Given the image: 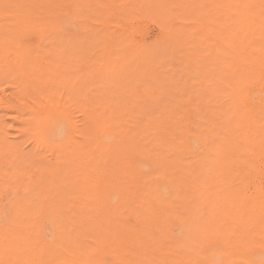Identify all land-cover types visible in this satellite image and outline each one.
<instances>
[{
	"label": "bare ground",
	"instance_id": "6f19581e",
	"mask_svg": "<svg viewBox=\"0 0 264 264\" xmlns=\"http://www.w3.org/2000/svg\"><path fill=\"white\" fill-rule=\"evenodd\" d=\"M81 1L83 4L84 0ZM117 1L119 0H113V3L116 4ZM126 1L127 7L121 2L120 4L126 9V14L131 16L137 1ZM143 1L138 0V3ZM202 1L204 0H192L194 8L190 5L192 8L186 11H192L193 14L194 9L192 19L196 21L191 23L194 25L195 22L198 28L204 29V32L201 30L203 37L201 34L197 37L196 31H193L196 35L193 40L199 38L197 44L193 42L196 51L200 47L201 52L203 49L207 51L206 47H202L205 43L212 44L205 57L199 55L200 51L197 54L191 52L195 49L192 41L191 45L184 43L186 37H189L185 36V31L183 39H180L181 36L179 38L183 44L178 38L180 43H174L176 35L173 33L174 36L167 35L175 39H171L174 41L173 45L182 46L179 47L180 53L192 46L188 48L191 50L188 53H193L195 60L200 56L208 59L206 64L204 63V67H208L206 73L203 72L204 75L199 70L204 61H199L202 65L199 69L197 66L202 73L200 78H205L204 82H201L204 84L208 81L203 87L206 86L204 96L208 97L204 99L207 98L205 100L210 108L205 111L190 106L192 101H189L193 95L191 96L188 90L186 94L189 96L184 93L187 99L184 100L182 96L183 101L178 100L180 95L177 94L175 99L173 92L170 96L168 88V97L165 96V91L164 97L161 95L163 99L161 96L159 99L150 98L148 90H154L152 83L154 84L155 80L150 81L152 88L148 89L149 86L144 85L145 93H142L143 89H139L143 84L137 88L138 81L135 83L136 89L149 95L146 101H139V96L138 99L128 100L131 94L128 96L129 93L125 90L127 100H111V91L110 100H107L104 94L102 96L105 101H102L101 96V99L97 96L94 103L91 100L94 96L89 97L93 92L92 87V92L88 93L91 90L85 87V80H89L91 76L98 78L101 63L107 66H103L101 71L108 76L109 71L115 68V62L111 61V58L104 59L102 51H105V48L102 51L98 49L97 52L103 53L100 58L103 62L97 65L99 68L96 65L92 68V65L97 63H89V59L93 58L92 55L99 58V55L93 54L96 49L91 52L90 48L94 45L89 47L92 39L89 42L85 41L87 39L73 40L70 37L75 35L74 33L69 36L70 30L62 31L64 24L60 26L62 21L58 23V20L66 17L69 5L72 8L69 10H73L72 2L68 4V0H0V264H264V0H206V5H203ZM167 2L170 3L171 0ZM181 2L183 3L182 0ZM185 2L183 4H186ZM196 3L198 4L195 5ZM98 4L97 7L104 5ZM161 4L164 5L162 2ZM105 5L107 7L109 4ZM156 5L152 4L151 8L156 9ZM87 6H84L86 10ZM93 6L96 7V4L89 6L90 9ZM160 6H157L158 12L164 8ZM150 9L148 14L152 12ZM79 10L81 11V8ZM118 10L115 11L118 13ZM172 10L170 11L174 12V9ZM111 11L115 13L114 9ZM136 11L134 16L147 12L145 10L142 13L143 9L141 12ZM96 12L98 11H94ZM178 12L175 13L176 17L182 14ZM77 13L75 18L82 21ZM88 13L93 16L91 12ZM117 13L115 16H118ZM159 13L158 16L161 17L162 14ZM164 13L166 20L174 15L169 12L170 17L167 11L168 16ZM152 14L150 13L151 16ZM105 15L108 16H105L108 21L110 15ZM82 16L86 17L84 14ZM151 16L145 14L148 19ZM88 18V23H82L85 32L89 29L86 23L89 24L91 19L93 21L95 16L94 19ZM96 18H99L98 15ZM120 18L117 22L123 19ZM179 18L182 19L181 16H178ZM100 20L99 18V25ZM124 20L125 17L122 22ZM159 20H162V17ZM122 22L120 21L121 24ZM160 23L159 27L166 25L161 27L164 32L160 36L165 37L164 29L168 28V25L171 28V24ZM126 24L131 26L128 21ZM188 27L191 26L185 28ZM176 28L178 27L173 29ZM82 33L84 36V32ZM197 33L199 34L198 31ZM98 34L101 40L100 33ZM78 35L80 39L82 35ZM103 35L105 36V33ZM123 35L125 36L124 33ZM96 36L93 35L94 38ZM104 39L106 38L104 37L103 41ZM132 40L131 37L128 40L131 45ZM96 42L98 43V38ZM152 42L153 40L149 43ZM172 44L169 46L172 47ZM207 45L209 47L210 44ZM122 46L124 48L125 44ZM133 46L135 45H132L134 49ZM95 47L99 48V45ZM179 48L173 47L174 53H178ZM107 49L106 53L112 50L108 46ZM142 49L145 50V47ZM87 52L92 58H87ZM124 52L119 53L123 56ZM143 52L146 53L142 51V54ZM203 52L200 54L203 55ZM163 53L167 54L166 51ZM186 54L182 57L189 56ZM127 55L129 54L123 58L126 59ZM133 55L137 56L136 53ZM191 55L188 58L194 59ZM85 56L87 65L90 66L86 67ZM129 57L127 59L130 61H126L131 62L133 58L131 60ZM159 57L157 55V58ZM97 58L96 61H99ZM187 59L185 61H188V66L192 68L193 60ZM121 60L119 62L123 66L119 64L120 69L124 70L125 66H130L129 63L124 65ZM154 60L156 57L149 63L150 66ZM179 60L181 61L178 57L177 61ZM186 62L181 61L179 64L184 66ZM146 63L145 65L149 66ZM155 63L162 65L164 62ZM176 63L174 62V65ZM165 66L163 64L162 68ZM173 69H169L171 74L175 72ZM147 72L143 74L147 76ZM160 72L158 71V74ZM194 72L197 74H191L192 79L200 74L198 71ZM129 74L132 73L127 75ZM156 75L157 73L153 76L156 78ZM161 76L165 77V74ZM138 78L142 83L141 78L144 76ZM169 78L171 79V76ZM186 78L192 80L188 75ZM106 80H102L103 85ZM158 80L156 81L159 82ZM90 82L87 81L89 86L95 85ZM185 84L180 85L179 82L178 85L181 87ZM120 85L121 80L118 86ZM196 85L198 87L199 84ZM95 87L96 93L98 88ZM170 87L173 90L174 87ZM192 87L190 91H194L191 90ZM187 88L189 87L185 89ZM201 88L202 86L196 92L199 93ZM164 90L165 87L159 91ZM98 91L100 92V89ZM178 91L181 94L180 89ZM151 94L153 96V93ZM201 94L200 92L199 97L203 99ZM144 96L146 95L142 98ZM73 103L78 104V111L74 109L76 106L72 107L75 105ZM184 106L187 108H183ZM7 113H13L14 120L24 125L18 133L12 130L15 124L6 120ZM79 113L82 118L78 117ZM26 142L30 147L28 151L23 148V143Z\"/></svg>",
	"mask_w": 264,
	"mask_h": 264
},
{
	"label": "rangeland",
	"instance_id": "374dc122",
	"mask_svg": "<svg viewBox=\"0 0 264 264\" xmlns=\"http://www.w3.org/2000/svg\"><path fill=\"white\" fill-rule=\"evenodd\" d=\"M68 1H69L68 4H70V3L72 2V3H71V4H72L71 6L73 7V10H74V11L71 10L72 8L69 7V6H70V5H69V6H68V12H69V13L67 12L66 17H65V16H64V17H61V18L58 20V23H59L60 21H62V22H60V26H63V24H64V26L62 27V31L66 32L67 30H68V31L70 30V31H69V32H70V33H69V36H71L72 33H74L75 35H72V36L70 37V38H72L73 40H74L75 38L78 39V40H80V41H81V40L83 41L84 39H87V40H85V41L89 42V40L92 39L90 42L93 41L94 43H93V42H92L93 44H92V43H89V44H91V45H89V47H92L93 45H94V46H95V45H97V46L99 45V48H98V47H97V48H96V47L94 48V46H93L92 48H90V49H91V52H92V51L94 52L95 49H96V51H95L96 53L94 52L93 54H96L97 56L99 55V58H97L96 56H93V55H92V57L95 58V60H94L92 57H89L88 55H89V53H91L90 50H89V53H88V52L86 53V54H87L86 56H88V57H87L88 59H89V58H92V59L94 60V61H92V59H89V63H91V62H96V63H97V64L92 65V66H94V67L91 66L92 68H95V65H96V66H97V65L99 66V64H100L101 62H103V61L100 59V58L102 57L101 54H103V53H104V54H103V55H104V59L110 60V58H111V61L115 62V63H114V64H115V68L112 69L111 71H109L108 76H107V73H105V74H106V75H105L104 72L101 71V69H102L103 66L105 65V64L103 65V63H101L100 66H99V67H102V68L98 69L99 67L97 66V67H98L97 69L100 70V74L97 76L98 78L96 77L97 79H94V76H91V78H89V80H88L87 78L90 77V75L87 74L85 71H82L83 73L85 72L87 76L89 75V76L86 78L88 82H90V80H92L90 83H95V85L91 84V85H93L94 87H93V86H89L90 84L87 83V81L85 80V83H84V85L86 84L85 87H86V88H90V90H91V87H92V90H93V92H92V90H91V91H88V93H91V92H92V93L90 94L91 96H89V97H93V96H94L93 98H95V97L99 96V97H97V98H100V99H101V97H102V101H105L106 99H107V100H110L109 97L111 96V91H112V96H113V97H110V98H111V100H114L115 102H117V101H119V100L121 101V99L127 100V97L130 96V94H131V97H128V98H129L128 100H131V99H132V100H133V99H138V98L140 97L141 100H139V101H142V99H143V100L145 99V101H146L147 98H149V95H148V94H142V93H145L144 85H146L147 87L149 86L148 89H149V88H152V87L154 86V90H153V88L150 89V91L147 89V90H148V93L150 92V93H149V94H150V98H153V99H159V98H160L159 96H161V95L163 96V95H165V94H166L165 96H167V93H168L169 91H166V90H167V88H168V90H170V92H169V95H170V96H172V93H171V92H173L174 97L176 96L175 94H177V96L180 95V96L178 97V100L180 99V101H181V99H182V96H183V99H184V100L187 99V97L184 96V93H185V95H187V96H189V94H190L191 96L193 95L192 98H191V100L189 101V103L192 101V102L190 103V104H192V105H190V106H191L193 109L197 108V109L200 111V108H201V111H203V110L205 111L206 109L208 110V109L210 108V107H208V101H207V103H206V100H205V99H207V98L204 99V97H208V96H204V94L206 93V92H204V89H205L204 87H206V86L203 87V85H206V82H208V81H206V82L203 84L202 82H204L203 80H204L205 78L201 79V78H202V76H201L202 73L206 71V68H208L207 66H206V68L204 67V66H205L204 63L206 64L205 61H207L208 59L204 58V59H205V60H204L201 56L205 57V56H206L205 54H208V52H209V48L211 47L212 44H211L210 42H209V43H205V46L202 47V48H205V47H206V48L208 49V50L206 49L208 52L205 51V50L203 49V51H204V52L202 51V52L204 53L203 55L200 54V53H202V52L200 51L201 47H200L199 50L197 49L198 51H200V53H199L198 51H196V48H195L196 45H195L193 42H194V41H195V42L198 41L199 38H198L197 40H195L196 38H194V40H193V36L196 37V35H197V37H199V35L201 34V37H203L202 34H203V32H204V29H203V28H198V27L196 26L195 22H194V25H192L193 23H191V22H193V20L196 21V19H192V18H193V14H194V9H193V14L191 13L192 11H191V12L189 11V10L194 6V3H193L194 0H193V2H192V0H191V2H189L190 0H186V2H185L184 0H182L183 3L185 2L187 5H186V4H183V3L181 2V0H179L180 4H179V2H177L178 0H175V1L171 0L170 3L167 2V1H169V0H165L166 2H163L162 0H160L164 5H162L161 2L159 3V0H158V2H156V0H155V1L152 0L153 3H152L150 0H146V1H143V0H142V1H143V3L141 2L142 4H141V3L139 4V3H138V0H136L137 2H136V1H135V2H136L137 4L134 3V4H135V5H134V6H135L134 10H135V11L137 10L138 12H139V11L141 12L142 9H143L142 13L146 10L147 12H144V13L146 14V16H147V15H148V16H151L150 13L152 14V12H153V14H152V16H151V18H150L151 20L148 19V17H145V14L142 15L141 13H137V11H136V13L139 14L138 16L141 15L143 20L140 19L141 16H140V17H138V16H134V15H135V11H134L133 13L130 14L131 16L127 15V14H126L127 12L125 11L126 9L123 8V5H124L125 3L127 4V1H126V0H125V2H124L123 0H121V1L119 0L123 5H121L119 1H117L116 4H115V3H113V0L111 1V3H110V0H108L109 2H108L107 0H106L107 2L104 1V0L101 2V0H99L101 3L98 2V0H95V1L93 0L94 3H93L92 0H89V1L84 0V2L87 1L85 4H84V2H83L84 5L81 4V2H82L81 0H73L75 3H74L72 0H71V1L68 0ZM76 1H78V2H76ZM79 1H80V2H79ZM90 1H91L93 4H91ZM139 1H140V0H139ZM205 1H206V0L202 1L201 3H202L203 5H206L205 3H207V1H206V2H205ZM88 2H90V3H88ZM123 2H124V3H123ZM147 2H148V3H147ZM150 2H151V3H150ZM154 2H156L158 5H156V3H154ZM176 2H177V4H174V5H176V6H174L173 3H176ZM79 3H80V4H79ZM87 3L89 4L90 7H92V5H95V4H96V7L93 6V8L90 9V7L87 6V5H88ZM98 3H99V4H98ZM102 3H104L103 6H105V7H106L105 4L108 3L109 5H107L106 8L103 7V6H98V7H97V4H98V5H100V4L102 5ZM146 3H147V5H146ZM171 3H172V6H171ZM192 3H193V4H192ZM90 4H91V5H90ZM113 4H115V5H113ZM119 4H120V5H119ZM126 4H125L124 7H127ZM144 4H145L146 7H144ZM152 4H154V6L156 5V9H155V7L153 6L154 9H155V11L157 10L156 12L154 11L153 8H151V7H152ZM160 4H161V6H160ZM165 4H166L167 9L164 10V8H165ZM168 4H169V5H168ZM178 4H179V5H178ZM181 4H182V6H180ZM197 4H198V3H196L195 5H197ZM78 5H80L81 7L78 6ZM82 5H83V6H82ZM85 5L89 8V10H88L87 7H86L87 10L85 9V7H84ZM116 5H119V6H116ZM137 5H139V6H137ZM142 5H143L144 8L142 7ZM148 5H149V7H148ZM167 5H168V6H167ZM184 5L187 7L186 9H185V6H184ZM190 5H191V6L193 5V6L191 7ZM74 6H75V7H74ZM76 6H77V8H76ZM110 6H111V7H115V6H116V8H108V7H110ZM157 6H160V8L163 6L164 8L162 7L163 9H160L159 12H160L161 10H163L165 13H164L163 11H161V12H160V13L162 14V15H161V14L158 12L159 7H158V9H157ZM169 6H170L171 8L173 7L172 9H174V12H171V11H170V10H172V9H170ZM78 7H79V8H78ZM83 7H84V8H83ZM99 7H100V9H99ZM101 7H103V9H102L103 12L100 11V10H101ZM137 7H138V8H137ZM141 7H142V9H141ZM147 7H148V9H147ZM175 7H178V8H180V9H177V8H175ZM188 7H190V8H188ZM69 8H71L70 10H71L72 12H74V13L70 12ZM80 8H81V11L79 10ZM82 8H83V11H82ZM120 8L122 9V11H120ZM136 8H137V9H136ZM139 8H140L141 10H139ZM150 8H151V9H150ZM168 8H169V9H168ZM193 8H194V7H193ZM93 9H95V10H93ZM105 9H106L107 11H106ZM110 9H111V10L114 9V11L119 9V10H118V13H117V11H115V13H117L118 16L121 17V18H123V19H124V17H125V19H126V20H124L125 23L122 22L123 19H121V18H120L121 20H119V22H117L118 19H119V17L116 15V16L118 17V18H117V17L115 16V13L112 12ZM149 9H150V11H152V12H150V13L148 14ZM152 9H153V10H152ZM187 9H189V10L186 11ZM75 10H77V11H75ZM78 10H79V11H78ZM90 10H91V11H90ZM96 10H97L98 12L94 13V11H96ZM168 10H169V11H168ZM175 10H177L176 12L179 11L180 13H182V14H178V16H181L182 19H181V18L178 19V16H177V17L175 16V15L177 14V13L175 12ZM85 11H86V12H85ZM87 11H88V12H91V15L93 14V16H89L90 13H88ZM92 11H93V12H92ZM105 11H106V12H105ZM166 11H167V13H168V15H169L170 17H171V14H170V13H174V15H172L171 18L169 17L170 19H173V18H175V17H176L177 19L175 18V20H173V21L170 20V19H167V20H166L167 17H166V18L163 17V16H164L163 13L167 15ZM172 11H173V10H172ZM181 11H182V12H181ZM77 12H78V13H77ZM82 12H83V13H82ZM111 12H112L113 14H112ZM119 12H120V13H119ZM121 12H122L123 14H122ZM154 12H155V13H154ZM162 12H163V13H162ZM169 12H170V13H169ZM179 12H178V13H179ZM184 12H185V13H184ZM75 13H77V15L79 14V15H78V18H79V19H82V21H81V20H78V21H77V19L75 18V17H76V14H75ZM80 13H82V14H80ZM85 13H87L88 15L85 14ZM100 13H101V15H100ZM102 13H104V14H103L104 16L102 15ZM106 13L109 14V15L112 14V16H111V15L109 16L108 21H107V17H108V16L105 15ZM158 13H159V15H161L162 20H159V19H161V17L158 16ZM175 13H176V14H175ZM186 13H187V14H186ZM189 13H191L190 16L188 15ZM83 14H84L86 17L82 16ZM121 14H122V15H121ZM132 14H133V18H132ZM154 14H155V15H154ZM156 14H157V16H156ZM184 14H185V15H184ZM68 15H69L70 17H69ZM97 15H98V17L101 19V20H100V24H101L102 26L104 25L103 27H102L101 25H99V18H96ZM124 15H126V16H124ZM168 15H167V16H168ZM182 15H183V16H182ZM81 16H82V18H81ZM94 16H95V19H96V20L94 19ZM105 16H107V17H105ZM155 16H156V18H154ZM173 16H174V17H173ZM185 16H186V18L184 19L183 17H185ZM188 16H189L190 18H189ZM83 17H84L85 20L83 19ZM88 17H89V18H88ZM91 17H93L94 20H93V21H92V19L89 20V24H87V23H88L87 18L90 19ZM114 17H115L116 19H115ZM126 17H127V18H126ZM152 17H153L154 19H157V20L152 19ZM158 17H159V18H158ZM203 17L206 18L207 16H203ZM203 17H202V18H203ZM74 18H75L76 20H75ZM102 18H103V19H102ZM128 18H129V20H128ZM130 18H132V19H130ZM136 18H137V19H136ZM72 19H73V20H72ZM97 19H98V20H97ZM109 19H110V20H109ZM187 19H189V20H187ZM70 20H71V21H70ZM74 20L77 21V23L80 22L81 24H80V23H78V24L75 23ZM103 20H104L105 22H104ZM130 20L132 21V23H131ZM178 20L181 21V22H180L181 24L178 22ZM183 20H184V22H182ZM185 20H186V21H185ZM63 21H64V22H63ZM83 21H84V23L87 22L86 25L89 27V29H88V27L85 26V27L88 29L87 32H85V30H84L85 28H84V26L82 25ZM95 21H97V22H95ZM106 21H107L108 23H107ZM109 21H110V22H109ZM113 21H115V22H113ZM120 21L122 22V24L120 23ZM127 21H128V23L131 24V26H130L129 24H128L129 26H127V24H126ZM155 21H157V22H158V21H161V23L158 22V24L160 23V25H162L163 23L167 24L169 21H172V22H173V23H172V22H171V23H168V24H171V28H170V26L167 24V25H168L167 27H168L169 29L166 28V29H168L167 31H166V29H164V30H165V33H166V34L164 33L165 37H164V36L160 37L161 34L163 35L162 32H164V31L161 29V27L163 28L164 25H162L161 27H159V25H158L157 22H155ZM165 21H166V22H165ZM205 21H206V20H205ZM93 22H94V23H93ZM112 22H113V23H112ZM162 22H163V23H162ZM185 22H188V23L186 24ZM90 23H91V25H90ZM96 23H97V24H96ZM103 23H104V24H103ZM105 23H106V24H105ZM119 23H120V24H119ZM176 23H177V24H176ZM184 23H185L186 25H185ZM189 23H190V24H189ZM93 24H94V25H93ZM111 24H112V25H111ZM117 24H118V25H117ZM66 25H67V26H66ZM79 25H80L81 27H80ZM84 25H85V24H84ZM105 25H106V26H105ZM107 25H108V26L111 25L112 27L110 26V27H108L107 29H105L104 27H107ZM113 25H114V26H113ZM115 25H117V26L119 27V29H118V27L115 26ZM175 25H176V26H175ZM182 25H183V26H182ZM184 26H185V27H187V26H191V27H188L189 29L191 28V30H188V28H185ZM194 26H195V28H194ZM69 27H70V28H69ZM90 27H91V28H90ZM97 27H98V28H97ZM101 27H102V28H101ZM116 27H117V28H116ZM130 27H131L132 29H131ZM164 27H166V25H165ZM175 27H178V28H176V30H174L173 28H175ZM192 27H193L194 30L192 29ZM196 27H197L198 29H196ZM63 28H64V29H63ZM66 28H67V29H66ZM79 28H80V29H79ZM83 28H84V29H83ZM94 28H95V29H94ZM103 28H104V29H103ZM115 28H116V31H115ZM122 28H125V30L122 29ZM128 28H129L130 30H129ZM182 28H183V29H182ZM65 29H66V30H65ZM92 29H93L94 31H93ZM98 29H99V31H98ZM111 29H112V31L109 32V30H111ZM113 29H114V31H113ZM121 29H122V30H121ZM172 29H173V30H172ZM184 29H185V30H184ZM80 30H83L82 32H84V36H85V34L87 33V34H86V37H87V38H85V37L83 36V33L80 32ZM101 30H102V31H101ZM107 30H108V31H107ZM170 30H172V32L168 33V31H170ZM201 30H202L203 32H202ZM71 31H72V32H71ZM88 31L91 32V33L89 34ZM119 31H120V32H119ZM125 31H126V32H125ZM128 31H129V32H128ZM130 31H131V32H130ZM173 31H174V32H173ZM175 31H176L177 33H175ZM183 31H185V36L188 35V36L190 37V40H189V37H188V38L186 37V40H185V39H184L185 41L183 40L184 43L186 42V45H187V44H189V43L192 41V43H193L192 46L194 45V48H195V49H192V51H191L190 49H189V50H190L191 52H193V51L196 52V53H194V54L199 53V55H201L199 59L196 57V60H195V56H194V54L191 53V54H193V55H191V54H189L190 52L188 53V51H189L188 48H189V47L192 48V46H188V48H187V46H184L185 48H187V49H186L187 51H182L184 54H182V52L180 53V50H181L180 48H182V46L180 47V46H177V45L181 42L180 39H183V38H182V37L184 36ZM187 31H188V34H186ZM193 31H196V35H195V33H194ZM197 31L199 32V34L197 33ZM200 31H201V32H200ZM79 32H80V33H79ZM97 32L100 33V36H101V38H102L101 40H99L100 37H99V34H98ZM114 32H115V33H114ZM117 32H118V34H117ZM121 32H122V33H121ZM178 32H179V34H178ZM180 32H181V33H180ZM77 33L80 34V35H82L83 38H82V36H81L82 39H81V38L79 39L80 36H79ZM103 33H105V36L103 35ZM108 33H109V34H108ZM111 33H112V34H111ZM123 33H124L125 36H126V40H125V36L123 35ZM129 33H130V34H129ZM172 33H173L174 35H176V36L178 35V36L176 37V36L172 35ZM192 33H193V34H192ZM88 34L90 35L89 37L87 36ZM97 34H98V35H97ZM114 34H115V35H114ZM121 34H122V35H121ZM128 34H129V35H128ZM167 34H170L171 36H174V38H175L176 40H175L174 38H172L170 35H169V37H168ZM182 34H183V35H182ZM190 34H191L192 37L190 36ZM93 35H94V36L97 35L96 37L98 38V43L96 42V41H97V38L95 37V38H96V39H95V38L93 37ZM106 35H107V36L109 35V36H111V37H109V36L106 37ZM118 35H119L121 38H119ZM132 35L134 36V38H132V37H133ZM74 36H77V37H74ZM180 36H181V38H180ZM104 37L106 38V39H104L105 41H103V38H104ZM122 37H123V39H122ZM128 37H129V38L131 37V40L133 39V40H132V45H135V47L133 46L134 49L132 48V45H131V43H130L131 41L128 42V40H129ZM156 37H157L158 39H157ZM32 38H33V37H32ZM35 38H36V36H35ZM108 38H109V39H108ZM111 38H112V40H110ZM113 38H114L115 40H114ZM118 38H119V39H118ZM127 38H128V39H127ZM161 38H162V39H161ZM168 38H170V39L168 40ZM177 38H178V39L180 38V39H179L180 42L177 40ZM184 38H185V37H184ZM76 39H75V40H76ZM94 39H95V41H94ZM135 39H136V40H135ZM159 39H160V40H159ZM171 39H174L175 42H174L173 40H171ZM187 39H188L189 41H187ZM191 39H192V40H191ZM152 40H153V42H152V43H149V42H151ZM154 40H155V41H154ZM167 40H168V41H167ZM170 40H171V41H170ZM85 41H84V42H85ZM106 41H107V43H106ZM111 41H112V42H111ZM116 41H118V42L116 43ZM122 41H123V42H122ZM133 41H135V42L133 43ZM177 41H178V44L176 43ZM99 42H100V43H99ZM102 42H103V43L105 42V44H103ZM126 42H127V43H130L131 46H130L129 44H127ZM136 42L138 43L139 46L137 45ZM140 42H141L142 44H141ZM154 42H155V43H154ZM166 42H168V43H166ZM169 42H170L171 44L174 42V43L177 44V45L175 46V44H174V45L172 44L173 46L170 47L171 44H170ZM187 42H188V43H187ZM95 43H97V44H95ZM113 43L115 44L114 46H113ZM120 43H121V44H120ZM139 43H140V44H139ZM143 43H144V44H143ZM146 43H147V45H146ZM159 43H161V45H160ZM181 43H182V42H181ZM109 44H112V45H109ZM124 44H125V46H124V48H123L122 45H124ZM126 44L128 45L127 48H125V47H126ZM150 44H151V45H150ZM153 44H154V45H153ZM163 44H165V46H163ZM182 44H183V43H182ZM182 44H181V45H182ZM196 44H197V42H196ZM207 44H210L209 47H208ZM101 45H102V46H101ZM117 45L121 46V47L124 49V51H125V49H126V51H129V48H130V47H131L132 49L130 48V51H129V52H126V51L124 52L122 49H119L120 47L117 46ZM136 45H137L138 47H137ZM152 45H153V47H152ZM169 45H170V46H169ZM190 45H191V43H190ZM206 45H207V46H206ZM100 46H101V47H100ZM107 46H108L110 49H112V46H113L114 49H115V48H116V49H115V50L112 49V50H110L111 52L107 51V53H106L105 51L108 50V49H107ZM129 46H130V47H129ZM141 46H142L143 48L145 47V50H143ZM147 46H148V47H147ZM154 46H155V47H154ZM156 46H158V48H157ZM160 46H161V47H160ZM162 46H163V47H162ZM166 46L169 47V48H167ZM118 47H119V48H118ZM136 47H137V52H136ZM139 47H140V50H141L140 53H139V51H140V50H139ZM159 47H160V50H159ZM173 47H175L176 49H177V47H178V48L180 47L178 53H177V52H175L176 54L174 53V49H173ZM184 47H183V49L185 50ZM103 48H105L106 50H105V51H102ZM154 48H155V49H154ZM197 48H198V47H197ZM98 49H99L100 51H102L103 53L97 52V51H99ZM118 49H119V51H118ZM153 49H154V51H152ZM168 49H169V50H168ZM176 49H175V51H177ZM183 49H182V50H183ZM121 50H122V51H121ZM156 50H158V51H156ZM113 51H115L116 53H115V52L113 53ZM142 51H146V53L150 56V58H149L148 55H146L145 52H143V54H142ZM149 51H150V52H149ZM162 51H163V52L166 51L168 55H167L166 53H163ZM168 51H169V53H170V57H169V53H168ZM119 52H122V54H123V52H124V55H123V56H125L126 54H129V55H127V56H126V59H125V57L123 58L122 54L119 53ZM132 52L136 53L137 56L140 54V55L138 56L140 59L138 60V57L136 56V57H137V58H136V57L133 55L134 53L132 54ZM185 52H186L189 56H190V55H191V56H194V57H192V58H194V59H191V57L188 58L189 56H187V54H186ZM109 53H110V54H109ZM125 53H126V54H125ZM138 53H139V54H138ZM158 53H159V54H158ZM179 53L181 54V56H180ZM107 54L110 55V56H108ZM155 54H156V55H155ZM162 54H163V55H162ZM178 54H179V56H178ZM185 54H186L187 57H182V55L185 56ZM84 55H85V54H84ZM100 55H101V56H100ZM116 55H117V56H116ZM118 55H119V56H118ZM120 55H121L122 57H121ZM131 55H133L132 58H133V60H135V61L132 60ZM151 55H152L153 57H151ZM157 55H158V57H159L160 55H162V56L159 57V58H157ZM173 55H175V56H174V57H171V56H173ZM204 55H205V56H204ZM86 56H85V60H86ZM90 56H91V54H90ZM107 56H108V57H107ZM114 56H115V57H114ZM129 56H130V57H129ZM146 56H147V57H146ZM154 56L156 57V60H157V61L154 60L153 64H154V65H155V64H158V65L153 66V64H152V65L150 66V64H151V62L153 61V59H155ZM165 56H166V57L168 56L169 58H168V57L166 58ZM116 57H117V58L120 57V58L123 59V60H121L120 58L117 59ZM128 57L131 58V60H132L133 62H132V61H131V62H128V61H130V60L127 59ZM175 57H176V59H173V58H175ZM178 57H179V59H181L182 62H186L185 60H186L187 58H188V59H191V61L193 60L192 62H194V63L191 62L192 64H194V65H191V67L193 68V70H194V71H198V73L200 72L199 70H201V72H202V73L200 72V74H198L199 76L197 75L198 77H197V76L194 77L195 79L198 78L200 81H198V79H196V80H194V78L192 79V77H193L192 75H194V74L196 75L197 73H195V72L192 70V68H190V67L188 66V63H187L188 61H187L186 63H184V66H183V64H179V63L181 62L180 60L177 61V60H178ZM96 58H97V60L99 59V61H96ZM113 58H114V59H113ZM141 58H142V59H141ZM143 58H144V60H145V59H146V60L144 61ZM151 58H152V59H151ZM162 58H164V59L161 60ZM171 58H172V60H171ZM182 58H183V59H182ZM149 59H150V61H149ZM158 59L161 61V63L164 62V63H163L164 66L167 65L168 67L165 66L166 68H165V67L162 68L163 64L161 65V64H159V63H155V62H160ZM165 59H167V61H165ZM188 59H187V60H188ZM197 59H198V61H197ZM90 60H91V61H90ZM100 60H101V61H100ZM119 60L123 61L124 65H125V63H127V65H128V63H129L130 66H125L124 70H123V69H120V68H119V66H120L119 64H121V62H119ZM126 60H128V61H126ZM140 60H141V63H139ZM147 60H148V61H147ZM168 60H169V61H168ZM183 60H184V61H183ZM201 60L204 61V62L202 63L203 66H202L201 63L199 62V61H201ZM87 61H88V60H86V67H87V66H90L89 64L87 65ZM117 61H118V62H117ZM136 61H137V62H136ZM138 61H139V62H138ZM173 61H174L175 63H176V61H177L178 64L181 65V68H180V66H178L177 63L174 65V62H173ZM195 61H197V62L200 64V66H199V64H198V65H195V63H197V62H195ZM113 62H112V64H113ZM146 62H147V63H146ZM83 63H84V61H83ZM133 63H134V64H133ZM145 63H146V64H149V63H150V64H149V66H148V65H145ZM169 63H170V64H169ZM189 63H190V62H189ZM114 64H113V65H114ZM138 64H140V65H138ZM172 64H173V65H172ZM101 65H102V66H101ZM116 65H117V66L119 65L118 68H117ZM132 65H133V66H132ZM134 65H135V66H134ZM136 65H137V67H136ZM143 65H144V66H143ZM169 65H170V66H169ZM171 65H172V67H171ZM176 65H177L178 67H177ZM186 65L188 66V68H189L191 71H190L189 69L187 70V66H186ZM189 65H190V64H189ZM83 66H84V65H82V67H83ZM121 66H123V64H121ZM158 66H160V67H158ZM195 66H196V67H195ZM197 66H198V69H199V67H201V66H202L203 69L200 68V69L198 70V69H197ZM104 67H105V66H104ZM106 67H107V66H106ZM106 67H105V68H106ZM132 67H133V68H132ZM138 67H139V68H138ZM142 67H143V68H142ZM144 67L148 68L149 70H147V69L144 68ZM154 67H156L157 69L154 68ZM183 67H184V68H183ZM194 67H195V68H194ZM92 68H91V69H92ZM126 68H127V70H126ZM128 68H129V69H128ZM135 68H136V69H135ZM151 68H152V70H151ZM159 68H160V69H159ZM167 68H169L170 70L173 69V68H175V69H177V71L174 70V69H173V71H175V72H177V73H175V72L172 71L173 73L171 74V73H170L171 71H169V69H167ZM178 68H180V69L178 70ZM182 68H183V70H182ZM204 68H205V70H204ZM83 69H84V68H83ZM119 69H120V70H119ZM132 69H133V71H130V70H132ZM134 69H135V70H134ZM153 69H154V71H156V72H154ZM162 69H164V70H162ZM184 69H185V70H184ZM88 70H89V67L87 68V71H88ZM113 70H114V71H113ZM116 70H118V71L116 72ZM121 70H122V71H121ZM128 70H129V71H128ZM139 70H140V71H139ZM143 70H146V71L144 72ZM160 70H162L163 72H162V71L160 72ZM166 70H167V72H164V71H166ZM202 70H203V71H202ZM119 71H120V72H119ZM126 71H127L128 73H132V74L127 75L128 73L126 74ZM147 71H148V72H147ZM158 71L160 72L159 74H158ZM186 71H189V72L187 73ZM101 72H102L103 74H102ZM110 72L112 73V75H111ZM113 72H114V73H113ZM124 72H125V73H124ZM134 72H135V74H134ZM137 72H139V73H138V75L140 74L139 76L137 75ZM146 72H147V76H146V74H143V73H146ZM181 72H182V73H181ZM183 72H184V77H183ZM115 73H116V74H115ZM141 73H142V74H141ZM156 73H157V75H159V77L156 75V78H157V79L153 76V75L156 74ZM168 73H169V74H168ZM205 73H206V72H205ZM205 73H203V75H204ZM118 74L120 75L121 78L118 77ZM125 74H126V75H125ZM150 74H151V75L153 74V75L150 76ZM163 74H165V77H162V76H161V75H163ZM166 74H167V75H166ZM170 74H171V75H170ZM173 74H174V78H175V79L173 78ZM177 74H179L180 77L177 76ZM185 74H187L188 77H191L192 80H190V78H189V79L186 78L187 75H185ZM191 74H192V75H191ZM101 75H102V76H101ZM103 75H104V76H103ZM110 75H111V77H109ZM131 75H132L133 78L131 77ZM136 75H137V77H136ZM168 75L171 76V79L169 78ZM113 76H117V77H113ZM124 76H125V78L123 79ZM127 76H128V77H127ZM142 76H144V78H141V81H142V80H143V81H142V83H140V78H138V77H142ZM175 76H176V77H175ZM106 77H108L107 80H106ZM134 77H135V78H134ZM150 77H151V78H150ZM167 77H168V78H167ZM182 77H183L184 79H183ZM200 77H201V78H200ZM92 78H93L94 80H93ZM100 78H101V79H100ZM110 78H112L111 80H112L113 83L111 82ZM145 78H147V80L150 79V80H148V81H149L148 83L146 82L147 80H146ZM152 78H153V79H152ZM163 78H164V79L167 78V79L164 80ZM177 78H178V80H177ZM114 79H115V80H114ZM125 79L130 80L131 83L128 82L127 80H126V82H124ZM133 79H138V80H136V81L134 80V81H133ZM158 79H159L160 81H159ZM168 79H170V81H169ZM185 79H186V80H185ZM97 80H98L99 82H98ZM102 80H103V81L106 80L107 82L105 81L106 83L103 85ZM109 80H110V82H108ZM120 80H121V84H122V85H120V86H121L122 88H120V86H118V85L120 84ZM154 80H155V81L158 80L159 82L156 81V83H155ZM163 80H164V82H163ZM166 80H167V81H166ZM180 80H181V81H180ZM193 80H194V81H193ZM117 81H118L119 83H118ZM137 81H138L139 83H138ZM144 81H145V82H144ZM150 81H151V82L154 81V84L152 83L153 86L151 85L152 87H150V84H151ZM168 81H169V82H168ZM186 81H187V82H186ZM196 81H197V82H196ZM201 81H202V82H201ZM97 82H98L99 84H101V83H102V84L99 86V84H98ZM132 82H134V83H132ZM136 82H137V83H136ZM143 82H144V83H143ZM161 82H162V84H161ZM173 82H177V84L175 85ZM179 82H180V85H181V84H185V82H186L187 86H186V84H185L184 86H181V87H183V89H182V88L178 85ZM183 82H184V83H183ZM191 82H192V83H191ZM195 82H196V83H195ZM198 82H199V83H198ZM96 83H97V85H96ZM135 83L138 84V87H137V85H136ZM145 83H147L148 85L145 84ZM159 83H160V84H159ZM167 83H168V84H167ZM170 83H171V85H172L175 89L172 88L173 90H171V87H170L171 85H170ZM124 84H125V86H124ZM129 84H130V85H129ZM131 84H132V86H131ZM133 84H134L135 86H134ZM141 84H143V85H142V88H141V86H140V88H139V85H141ZM196 84H199L200 86H202L201 90H203V92H202L201 90L199 91V93L196 92V90L198 91V90L200 89V86L198 85V87H196V86H197ZM115 85L118 86V88H117ZM126 85H127V86H126ZM155 85L157 86L158 89L156 88ZM161 85H162V87H161ZM189 85H190V86H189ZM82 86H83V85H82ZM95 86H97V88H98V89L96 90V91H97L96 93H95V90H94V88H96ZM109 86H110L111 88H110ZM114 86H115V87H114ZM158 86H160V88H159ZM192 86H193L194 88H193ZM83 87H84V86H83ZM102 87H103V88H102ZM104 87H106V89H105ZM107 87H109V88H107ZM113 87H114V88H113ZM134 87H135V89H134ZM136 87L139 88L140 90L143 89V90H142L143 92L141 93V91L138 90V89H136ZM164 87H165V90H164V91H159V90H161V89H164ZM176 87H179V88H176ZM184 87H185V88H186V87H189V88L185 89ZM190 87H192L191 90H194V91H190ZM195 87H196V88H195ZM101 88H102V90H103V89H104V90L102 91ZM115 88H117V89H115ZM126 88H129V89H126ZM132 88H133V89H132ZM198 88H199V89H198ZM99 89H100V92L102 91L101 93L98 91ZM107 89H108L110 92H108ZM113 89H114V91H113ZM122 89H123V90H122ZM145 89H146V87H145ZM155 89H156V92H155ZM176 89H177V91L180 89L182 95L180 94L179 91H178V92H177V91L175 92ZM86 90H87V89H86ZM105 90H106V91H105ZM125 90L127 91V93H129V94H127V95H128L127 97H126V94H125V93H126ZM131 90H133L134 92L137 90V92L134 93V92L131 91ZM147 90H146V93H147ZM152 90H153V91H152ZM157 90H158V91H157ZM184 90H185V91H184ZM187 90H188L189 92H188ZM118 91H120V92L123 91L124 93H123V92L120 93V92H118ZM138 91H140V92H138ZM151 91H152V92H151ZM165 91H166V92H165ZM98 92H99V94H98ZM105 92H106V93H105ZM113 92H114L115 95H113ZM117 92H118V93H117ZM132 92L134 93V95H133ZM154 92L156 93L155 96H157L158 98L154 96V94H155ZM157 92H158V93H157ZM160 92H161V94H160ZM162 92H163V94H162ZM164 92H165V94H164ZM182 92H183V93H182ZM186 92H188L189 94H186ZM193 92H194V94H192ZM200 92L202 93L201 95H203V97H202V96H201V97H202L205 101L199 97ZM108 93H110V94L107 95ZM139 93H140L141 96L139 95ZM151 93H153V96H154V97L152 96ZM170 93H171V94H170ZM195 93H196V94H195ZM92 94H93V95H92ZM96 94H98V95H96ZM104 94H105L106 99H103L104 96H102V95H104ZM118 94H119V95H118ZM120 94H121V95H120ZM122 94H123V95H122ZM159 94H160V95H159ZM117 95H118V96H117ZM143 95H146V96H144V98H142ZM147 95H148V96H147ZM195 95H196V96H195ZM100 96H101V97H100ZM122 96H123L124 98H123ZM133 96H134V98H133ZM135 96H137V98H136ZM138 96H139V97H138ZM151 96H152V97H151ZM162 96H161V98H162ZM105 97H104V98H105ZM116 97H118V98H117L118 100H116ZM119 97H120V99H119ZM146 97H147V98H146ZM163 97H164V96H163ZM167 97H168V96H167ZM180 97H181V98H180ZM184 97H185V98H184ZM194 97H195V98H194ZM198 97H199V98H198ZM93 98H92L91 100L95 103V102L97 101V100H96L97 98H95V99H93ZM165 98H166V97H165ZM165 98H164V99H165ZM169 98H170V97H169ZM162 99H163V98H162ZM171 99H174V98L171 97ZM175 99H176V97H175ZM183 99H182V101H183ZM193 99H195V100L193 101ZM196 99H197V101H196ZM199 99H200L201 101L203 100L204 103H203V101H202V102L199 101ZM94 100H95V101H94ZM165 100H167V99H165ZM92 101H91V102H92ZM139 101H137V102H139ZM93 102H92V104H93ZM142 102H143V101H142ZM194 102H195V104H194ZM197 102H198V103H197ZM145 103H146V102H145ZM202 103H203V104H202ZM73 104H75V103H73ZM206 104H207V106H206ZM193 105H194V106H193ZM196 105H199V106H196ZM75 106H76V108H74ZM77 106H78V104H77V105L75 104V105L72 106V107H73L75 110L78 111V107H77ZM72 107H71V108H72ZM194 107H195V108H194ZM202 107H203V108L205 107V108L202 109ZM206 107H208V108H206ZM73 108H72V110H73ZM183 108H187V106H184ZM189 109H190V108H189ZM72 110H71V111H72ZM73 111H74V110H73ZM75 112H76V111H75ZM194 112H197V111L194 110ZM80 114H81V113L78 114L79 116L76 114V116H78L79 118H82V116H81ZM5 116H6V115H5ZM5 116H4V117H5ZM13 117H14L13 113H7V116H6L5 118H6V120L8 121V123H14V124H15V126L12 128V130L18 133V130L21 129V128H23L24 125L21 124L18 120H14ZM15 132H13V133H15ZM15 135H16V133H15ZM23 146H24L23 148H25L27 151L30 150V149H29V148H30V147H29V144H28L27 142H26L25 144L23 143ZM263 169H264V166H263ZM262 182H264V180H263Z\"/></svg>",
	"mask_w": 264,
	"mask_h": 264
}]
</instances>
